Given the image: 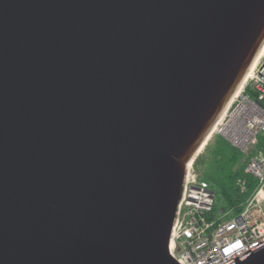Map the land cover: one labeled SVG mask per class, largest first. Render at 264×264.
Returning <instances> with one entry per match:
<instances>
[{"label":"water","instance_id":"95a60500","mask_svg":"<svg viewBox=\"0 0 264 264\" xmlns=\"http://www.w3.org/2000/svg\"><path fill=\"white\" fill-rule=\"evenodd\" d=\"M263 48L264 0H0V264H178L187 167Z\"/></svg>","mask_w":264,"mask_h":264},{"label":"built area","instance_id":"2783aa9c","mask_svg":"<svg viewBox=\"0 0 264 264\" xmlns=\"http://www.w3.org/2000/svg\"><path fill=\"white\" fill-rule=\"evenodd\" d=\"M212 136L245 156L244 174L257 182V188L239 216L215 214L214 190L200 179L196 160L192 161L169 246L178 264H235L264 247V155L254 152L264 136V48ZM239 186L244 190L245 181Z\"/></svg>","mask_w":264,"mask_h":264},{"label":"trees","instance_id":"16d2710c","mask_svg":"<svg viewBox=\"0 0 264 264\" xmlns=\"http://www.w3.org/2000/svg\"><path fill=\"white\" fill-rule=\"evenodd\" d=\"M254 152L264 155V136L259 138ZM246 163L245 156L220 137L213 139L196 159L198 176L214 190L215 214L234 218L243 212L257 188V182L244 174ZM241 181H245L244 190L239 186Z\"/></svg>","mask_w":264,"mask_h":264},{"label":"bare ground","instance_id":"6f19581e","mask_svg":"<svg viewBox=\"0 0 264 264\" xmlns=\"http://www.w3.org/2000/svg\"><path fill=\"white\" fill-rule=\"evenodd\" d=\"M261 52H262V51H261ZM261 52H260L259 56L261 55ZM259 56H258L257 59L255 60V62H254V64L252 65L251 69H252L253 66L257 63V60H258ZM251 69H250V70H251ZM250 70H249V71H250ZM246 76H247V75H246ZM245 78H246V77H245ZM240 91H241V86H240V88L238 89L237 93L235 94V96H234L233 98H235V97L239 94ZM232 100H233V99H232ZM210 137H211V136H210ZM209 140H210V138H209ZM205 145H206V144H205ZM204 147H205V146H203V149H204ZM203 149H201V152L203 151ZM201 152H200V153H201Z\"/></svg>","mask_w":264,"mask_h":264},{"label":"rangeland","instance_id":"374dc122","mask_svg":"<svg viewBox=\"0 0 264 264\" xmlns=\"http://www.w3.org/2000/svg\"><path fill=\"white\" fill-rule=\"evenodd\" d=\"M250 69H251V68H250ZM247 74H248V73H247ZM230 103H231V102H230ZM230 103H229V104H230ZM228 106H229V105H228ZM228 106H227V108H228ZM227 108H226V109H227ZM225 111H226V110H225ZM225 111H224V112H225ZM223 114H224V113H223ZM219 120H220V119H219ZM219 120H218V121H219ZM218 121H217V123H218ZM217 123H216V124H217ZM215 126H216V125H215ZM214 128H215V127H214ZM214 128H213V130H214ZM212 133H213V132H212ZM212 133H211V135H212ZM215 138H216V137H213V136H212V138L208 141V143L206 144V146L204 147V149H203V151L201 152L200 155H202V154L204 153V150L206 149V147L208 146V144H210V143L213 141V139H215ZM200 155H199V156H200ZM197 158H198V157H197ZM195 171H196V170H195ZM196 173H197V172H196Z\"/></svg>","mask_w":264,"mask_h":264}]
</instances>
